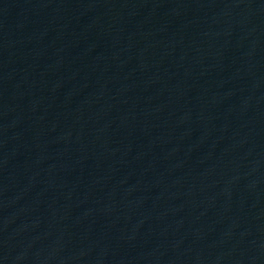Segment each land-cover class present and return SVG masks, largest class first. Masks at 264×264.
Instances as JSON below:
<instances>
[{"label":"water","instance_id":"1","mask_svg":"<svg viewBox=\"0 0 264 264\" xmlns=\"http://www.w3.org/2000/svg\"><path fill=\"white\" fill-rule=\"evenodd\" d=\"M0 264H264V0H0Z\"/></svg>","mask_w":264,"mask_h":264}]
</instances>
